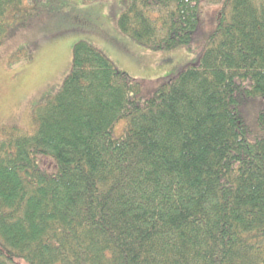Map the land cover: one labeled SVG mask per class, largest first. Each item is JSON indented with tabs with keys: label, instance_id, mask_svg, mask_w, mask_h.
<instances>
[{
	"label": "trees",
	"instance_id": "16d2710c",
	"mask_svg": "<svg viewBox=\"0 0 264 264\" xmlns=\"http://www.w3.org/2000/svg\"><path fill=\"white\" fill-rule=\"evenodd\" d=\"M26 2L0 0V45ZM122 7L136 44L192 53L214 7L203 57L143 98L74 46L34 132L0 126V264H264V0Z\"/></svg>",
	"mask_w": 264,
	"mask_h": 264
},
{
	"label": "rangeland",
	"instance_id": "374dc122",
	"mask_svg": "<svg viewBox=\"0 0 264 264\" xmlns=\"http://www.w3.org/2000/svg\"><path fill=\"white\" fill-rule=\"evenodd\" d=\"M26 4L31 8L9 17L10 27L0 45V126H18L29 133L34 132L33 108L60 90L71 72L78 42L99 49L117 68L143 84L141 96L147 98L155 93L160 79L200 63L205 31L215 9L206 8L202 36L196 37L197 49L192 53L187 46L152 51L119 36L117 21L123 0H27Z\"/></svg>",
	"mask_w": 264,
	"mask_h": 264
},
{
	"label": "crops",
	"instance_id": "0c3cea01",
	"mask_svg": "<svg viewBox=\"0 0 264 264\" xmlns=\"http://www.w3.org/2000/svg\"><path fill=\"white\" fill-rule=\"evenodd\" d=\"M119 36H122L123 34H121L120 32L117 33ZM127 39V38H126Z\"/></svg>",
	"mask_w": 264,
	"mask_h": 264
}]
</instances>
